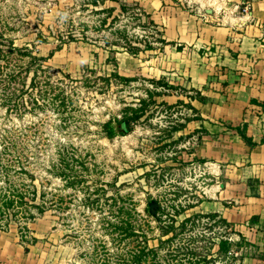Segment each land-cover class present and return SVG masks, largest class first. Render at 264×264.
<instances>
[{"label":"rangeland","instance_id":"1","mask_svg":"<svg viewBox=\"0 0 264 264\" xmlns=\"http://www.w3.org/2000/svg\"><path fill=\"white\" fill-rule=\"evenodd\" d=\"M249 1L0 0V31L38 56L55 50L42 63L65 79L76 106L66 122L52 105L12 113L0 87V192L14 186L32 196L34 184L39 195L50 191L52 215L1 220L2 236L21 245L28 264H264L263 218L224 216L241 215L259 181L244 173L238 126L211 115L226 92L223 55L193 43L196 32L242 23ZM175 19L184 39L161 41ZM127 43L140 49L132 53ZM211 56L218 58L201 59ZM202 62L213 69L193 86L191 69ZM113 71L126 79L106 80ZM131 115L133 130L106 135L107 121ZM61 155L77 177L62 175ZM111 196L137 219L140 236L111 235Z\"/></svg>","mask_w":264,"mask_h":264},{"label":"crops","instance_id":"2","mask_svg":"<svg viewBox=\"0 0 264 264\" xmlns=\"http://www.w3.org/2000/svg\"><path fill=\"white\" fill-rule=\"evenodd\" d=\"M233 3H244L248 0H230ZM252 12L240 17L242 23L229 22L230 25L206 28L205 32H196L193 43L198 48L204 45L223 55L221 65L225 67L226 94L219 95L211 115L226 120L234 128L246 123L247 135L257 145H248L238 134L233 140L244 148L249 165L244 169L246 178H257L258 194L245 197V205L240 214L228 216L231 221H243L247 217L258 215L264 222V0H250ZM166 40H183L185 30L176 19L165 24ZM214 48V49H213ZM216 56L202 57L213 60ZM213 64L202 62L192 67L193 86H203ZM223 90V91H224ZM256 100V101H254ZM210 108V107H209ZM263 113V114H262ZM206 115V113H204ZM208 114V112H207ZM0 232V264H28L24 259L21 245L2 236ZM31 264H35L32 261Z\"/></svg>","mask_w":264,"mask_h":264},{"label":"trees","instance_id":"3","mask_svg":"<svg viewBox=\"0 0 264 264\" xmlns=\"http://www.w3.org/2000/svg\"><path fill=\"white\" fill-rule=\"evenodd\" d=\"M121 7H123V10L127 9L124 4L123 6L121 5ZM161 41L168 42L165 38ZM127 45L129 51L135 54L140 49L131 43H127ZM146 46L149 49L153 48V46L148 43ZM111 51L117 52V50L113 48H111ZM54 53L55 50H52L47 57L38 56L28 46L20 47L15 45L12 38H7L0 31V87L4 104L9 112L22 113L28 110L34 112L37 109L46 111L47 106L52 105L53 112L58 114V117L63 122H66L68 118L72 116L71 114L76 109V106L73 96L68 91V87L64 85L65 79L59 76L53 77L49 67H44L42 63L43 61H47L48 58H51ZM90 72L94 73V70L87 68L85 71V73L88 74H90ZM29 77L30 83L28 84L26 80H28ZM64 77L68 78L69 76L64 74ZM99 77L102 79V76ZM111 77L126 79L121 77L117 71H113L111 76L105 79L110 80ZM92 81V78H87L85 85L89 87L94 85ZM94 81V83H96V80ZM200 97L199 99L204 102V96ZM135 119L137 118L133 115H131V117L114 118L107 121L103 125V129L108 137H115L125 133L121 130L122 127H126L129 131L133 130ZM238 134L248 145H257V142H254L252 138L247 135L246 123H244L242 127L238 126ZM61 164L63 165V167H60L63 173L62 175L68 179V181L72 177H77L73 174L74 168L67 155H61ZM10 169H12V166L8 168V170ZM26 172L29 173L28 171ZM56 172L58 173V171ZM30 176L34 179L32 174H30ZM80 176L81 179L78 180V182H84L83 172ZM34 186L32 196L30 190L22 192L14 186L0 192V227L2 229L1 220L7 218L6 225L9 226L12 223V217H16L19 212H23V217L26 219L25 223L35 221L37 216L45 217L46 215H52V213H50L52 208L51 203L48 204L47 200H44L46 192L48 194L50 191L41 190L42 192L39 195L37 185L34 184ZM38 199H40V202H37ZM109 199H112L109 205L111 214L117 217L115 222H108L110 225H108L107 228L112 229L111 235L114 237V235L118 233L117 236L121 240L140 236L136 230V227H139L137 219L130 215L124 206L118 204L119 198L111 196L107 198V200ZM16 207H19L18 210H15ZM115 207L117 209L116 211L113 210ZM33 209H35V211H33ZM10 215L12 217H10ZM254 217L259 219L258 215H254ZM133 219H135V221ZM25 225L27 226V224ZM28 240L29 239L26 241L28 242ZM34 240L37 241L38 239L34 238ZM220 247L221 249H228L227 240H222ZM26 250H28L27 247ZM132 255L134 256L135 252H133Z\"/></svg>","mask_w":264,"mask_h":264}]
</instances>
